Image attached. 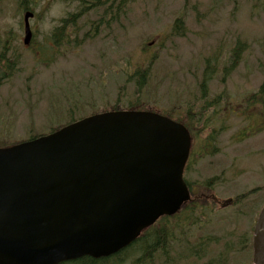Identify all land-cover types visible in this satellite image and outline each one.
<instances>
[{
    "label": "rangeland",
    "instance_id": "1",
    "mask_svg": "<svg viewBox=\"0 0 264 264\" xmlns=\"http://www.w3.org/2000/svg\"><path fill=\"white\" fill-rule=\"evenodd\" d=\"M21 4L33 13L29 49L22 45ZM83 8L79 0H0V77L4 68L11 73L0 80V147L113 108L181 119L192 128L184 179L196 195L215 196L214 187L220 201L248 194L222 210L209 202L193 213L184 210L173 220L179 229L163 235L168 264H210L226 248L240 247V240L248 248L246 237L264 204V131L256 134L264 121L245 109L256 104L264 82V0H128L121 11ZM71 15L74 24L63 27ZM175 21L180 33L173 31ZM59 25L63 36L55 37ZM236 44L242 48L239 61L225 74ZM207 60L206 74H213L203 97ZM137 69L149 71L141 89L134 79L127 82ZM198 186L209 192H198ZM158 228L162 234L167 229ZM120 258L111 264H136L139 244ZM248 258L249 250L226 263ZM161 260L157 255L153 264Z\"/></svg>",
    "mask_w": 264,
    "mask_h": 264
},
{
    "label": "water",
    "instance_id": "2",
    "mask_svg": "<svg viewBox=\"0 0 264 264\" xmlns=\"http://www.w3.org/2000/svg\"><path fill=\"white\" fill-rule=\"evenodd\" d=\"M23 15V45L32 34ZM186 129L151 112H105L0 148V264L100 259L189 200ZM251 264H264V206Z\"/></svg>",
    "mask_w": 264,
    "mask_h": 264
},
{
    "label": "trees",
    "instance_id": "3",
    "mask_svg": "<svg viewBox=\"0 0 264 264\" xmlns=\"http://www.w3.org/2000/svg\"><path fill=\"white\" fill-rule=\"evenodd\" d=\"M23 1L25 2L28 0H23ZM79 1H80V3H83V6H84L83 11H87L88 7H91V9H92L95 7V5L101 3V0H90L88 2L85 0H79ZM93 1H95V2H93ZM127 1L128 0H118V5H117L116 9L119 8L120 11L123 10L127 4ZM115 3H116V0H104V6H107V4H108V9H113ZM24 9L28 10L29 7L24 5ZM75 18H76V15H71V22H69V20H64L63 21V27L69 26V24H67V23L74 24ZM63 27L60 26L59 28L55 29L53 36L62 37L63 36ZM181 29H182V25H181L180 21H175L174 26H173V31L175 33H180ZM241 51H242V48L239 44H236L233 47L232 56L234 59L231 62L232 67L235 66L237 61L239 60ZM3 55L4 54L0 55V64H3L2 63L3 62ZM5 66H7V65H5ZM209 68H210L209 61L207 60L205 63L204 74H206V72L209 71ZM3 72L6 75L5 69ZM4 77L8 78L9 76H3V78ZM209 77H211V76H205L202 80V84H201L200 88L202 90L203 97L205 95V88H206L205 84H206ZM148 78H149V71L148 70L137 69L132 74L127 75V79H128L127 82H130L131 79L132 80L134 79L135 83H137V85L141 89V88H144L146 86V84L148 82ZM0 80L2 81V77L0 78ZM254 100H255L254 103L261 105V109H263V111H264V82L259 87L257 94L254 96ZM188 114L190 115V117H192L191 112L188 111ZM184 125L189 130L191 129L190 125L188 123L187 124L185 123ZM146 236H149V237L147 238L144 236L143 238H140L135 243H133V246L139 244V246L142 250V259L137 261L138 264H153V259L155 258V255L158 252L160 253L161 257L166 256L165 253L158 250L164 246L163 245V238H164L163 234L160 231H158V232L155 231V232L150 233ZM127 250H128V248L121 250L120 252H118L115 255L110 256L108 258L95 260V259H92L90 257H82L78 260L71 261V262H65V263H61V264H111V263H118V262L122 261L120 257Z\"/></svg>",
    "mask_w": 264,
    "mask_h": 264
},
{
    "label": "flooded vegetation",
    "instance_id": "4",
    "mask_svg": "<svg viewBox=\"0 0 264 264\" xmlns=\"http://www.w3.org/2000/svg\"><path fill=\"white\" fill-rule=\"evenodd\" d=\"M58 41L59 40H56V39L53 40V42L56 43V44H58ZM60 42H63V40H61ZM201 189H205L207 192H209V190H208L209 188L208 189H206V187L201 188V186L198 187V190L197 191L199 192V191H201ZM191 196L193 197L191 203L198 202L199 204H204L206 202H209V203L218 204V205H221V206H223L224 204H226V202H224V201L217 200V198L211 192H209V194H207V195H202L203 199H200L196 194L194 195V192L193 191H191ZM172 218L173 217L167 218L165 220L166 221H170ZM166 226L168 227V224H166ZM145 235L146 234H143L142 238ZM247 250H249V248H246V247H229V248H226L225 249L226 252L223 254L224 255L223 258H218V263L219 264H228V263H226L227 260H229L230 258H233V255L234 254H242V253H244ZM243 263L244 262H242L240 264H243ZM230 264H232V263H230Z\"/></svg>",
    "mask_w": 264,
    "mask_h": 264
}]
</instances>
